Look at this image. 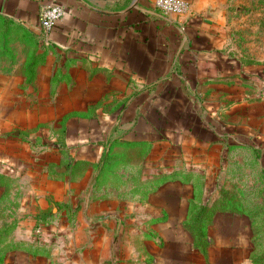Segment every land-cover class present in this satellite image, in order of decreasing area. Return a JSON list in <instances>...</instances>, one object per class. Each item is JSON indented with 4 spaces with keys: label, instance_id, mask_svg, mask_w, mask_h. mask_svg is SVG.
I'll return each instance as SVG.
<instances>
[{
    "label": "crops",
    "instance_id": "obj_1",
    "mask_svg": "<svg viewBox=\"0 0 264 264\" xmlns=\"http://www.w3.org/2000/svg\"><path fill=\"white\" fill-rule=\"evenodd\" d=\"M185 1L189 10L172 14L155 0H0L1 18L41 35L28 44L36 50L32 73L15 72L9 62L0 70V143L7 145L15 130L46 123L61 131L70 167H85L84 176L107 155L121 152L124 161L149 163L151 177L165 178L182 177L180 170L194 177L209 171L212 177V167L231 152L264 146V100L255 108L252 89L244 86L255 70L239 67L219 50L208 0ZM51 4L63 14L44 31L40 12ZM256 72L264 85V70ZM72 185L56 181L53 188L33 191L35 198L25 195L18 219L30 213L31 204L45 212L46 195L67 202ZM2 193L1 188L0 201ZM205 193L166 180L140 201L105 203L97 241L107 242L101 249L90 244L51 254L33 253L24 245L27 235L14 233L18 223H28L8 219L14 220L15 206L4 195L0 226H15L3 237L11 244L0 253V264H60L59 257L61 264H253L260 248L245 217L217 218L205 250L194 245L184 225L192 204L205 203ZM95 208L91 203V215ZM110 233L119 247L114 252ZM94 235L85 238L94 241Z\"/></svg>",
    "mask_w": 264,
    "mask_h": 264
},
{
    "label": "rangeland",
    "instance_id": "obj_2",
    "mask_svg": "<svg viewBox=\"0 0 264 264\" xmlns=\"http://www.w3.org/2000/svg\"><path fill=\"white\" fill-rule=\"evenodd\" d=\"M208 4L219 50L227 54L231 61L237 62L239 67L248 66L255 70L254 80H246L244 86L252 89L256 108L264 100V85L260 84V74L256 72L257 68L264 70V0H208ZM40 37V34L25 33L0 17V70L5 72L6 63L9 62L15 72L32 73L36 65L32 57L36 50L28 44L39 41ZM29 84L33 93L34 85ZM27 100L33 104V98ZM45 124L15 130L8 134L10 142L7 145L0 143L1 196L5 195L15 206L14 220L8 218L10 221L17 223L26 218L24 223L28 224L18 223L14 227L15 231L12 230L18 235H27L28 242L24 245L28 250L35 254H51L53 251H73L74 248L81 251L90 244L95 249H101L107 242L102 244L101 240L97 241L102 234V228L99 227L107 218V210L103 209L105 203L130 204L142 200L149 189L161 182L182 180L206 191L205 203L198 206L192 204L190 217L184 225L194 245L205 250L209 244L207 236L215 233L214 223L217 218L245 217L250 223L253 243L260 248L251 256L252 263L264 264V146H249L246 150L231 152L218 166L212 167L216 173L212 177L207 175L209 171L194 177V172L182 170L178 171L182 176L178 178L151 177L149 163L124 161L127 155L121 152L107 155L92 168L91 176H84L85 167H70L68 155L59 142L61 131H54L45 127ZM21 137L26 141H22ZM14 139L19 143L13 142ZM133 156L129 155L131 159ZM70 180L73 185L67 188V193H71L67 195L70 198L67 202L46 195L49 203L45 212L31 204L30 213L18 219L22 216L16 208L23 198L27 200L25 195L34 197V194H38L33 191L53 188L56 181H60L62 186H69ZM3 197L0 203H6L7 206V200ZM69 202L74 207L68 208L73 206L67 204ZM91 203L96 207L93 215L91 212L94 209L88 210ZM1 208L0 215L3 216ZM3 210L6 214L4 206ZM90 233L95 234L94 241L85 238ZM113 234L110 233L108 241L111 252L119 248L113 242ZM75 235L76 240L73 239ZM200 239L204 242L199 243ZM160 242L156 244L162 245ZM10 244L2 240L0 253ZM59 260L61 264L63 260L60 257Z\"/></svg>",
    "mask_w": 264,
    "mask_h": 264
},
{
    "label": "built area",
    "instance_id": "obj_3",
    "mask_svg": "<svg viewBox=\"0 0 264 264\" xmlns=\"http://www.w3.org/2000/svg\"><path fill=\"white\" fill-rule=\"evenodd\" d=\"M155 5L165 13L183 14L189 10V3L185 0H155ZM62 14L63 9L58 4L44 7L40 12V27L44 31L50 30Z\"/></svg>",
    "mask_w": 264,
    "mask_h": 264
},
{
    "label": "trees",
    "instance_id": "obj_4",
    "mask_svg": "<svg viewBox=\"0 0 264 264\" xmlns=\"http://www.w3.org/2000/svg\"><path fill=\"white\" fill-rule=\"evenodd\" d=\"M186 224V223H185ZM13 223H6L2 226H0V243L3 240V237L10 232V230L13 228ZM197 242V241H196ZM204 242L201 239L199 240V243ZM198 245V242H197Z\"/></svg>",
    "mask_w": 264,
    "mask_h": 264
}]
</instances>
